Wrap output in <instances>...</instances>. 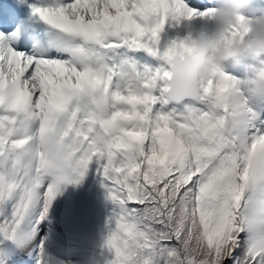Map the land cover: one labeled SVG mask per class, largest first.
Here are the masks:
<instances>
[{
    "label": "snow or ice",
    "instance_id": "1",
    "mask_svg": "<svg viewBox=\"0 0 264 264\" xmlns=\"http://www.w3.org/2000/svg\"><path fill=\"white\" fill-rule=\"evenodd\" d=\"M15 7L14 23L0 25V237L35 236L60 186L95 165L114 205L109 264H264V120L250 79L219 71L168 96L171 60L191 37L178 30L214 7ZM39 249L37 264H47Z\"/></svg>",
    "mask_w": 264,
    "mask_h": 264
},
{
    "label": "rangeland",
    "instance_id": "2",
    "mask_svg": "<svg viewBox=\"0 0 264 264\" xmlns=\"http://www.w3.org/2000/svg\"><path fill=\"white\" fill-rule=\"evenodd\" d=\"M262 12L264 0H260L253 11H247V15L259 16ZM211 28L212 24H208V31ZM244 62L248 71H240L231 64L223 71L241 81L251 79L255 75L253 68L259 65L251 59ZM249 101L251 108L264 120V98ZM106 196L95 165H90L79 183L60 186L46 220L35 234L41 240L32 241L35 236L20 243L5 240V244L0 246V264H26L33 258L34 264H37L41 243L47 264H109L103 256L107 249L104 242L107 237L106 224L114 205ZM46 223H54L52 226L58 229V239L51 241L48 233L40 230Z\"/></svg>",
    "mask_w": 264,
    "mask_h": 264
},
{
    "label": "clouds",
    "instance_id": "3",
    "mask_svg": "<svg viewBox=\"0 0 264 264\" xmlns=\"http://www.w3.org/2000/svg\"><path fill=\"white\" fill-rule=\"evenodd\" d=\"M251 0H217L209 18L210 33L187 38L170 63L168 96L175 99L245 60H264V12L248 16ZM235 33V34H233ZM249 100L264 98V76L255 74L247 86Z\"/></svg>",
    "mask_w": 264,
    "mask_h": 264
},
{
    "label": "bare ground",
    "instance_id": "4",
    "mask_svg": "<svg viewBox=\"0 0 264 264\" xmlns=\"http://www.w3.org/2000/svg\"><path fill=\"white\" fill-rule=\"evenodd\" d=\"M191 36L196 37V36H199V35H196V36L191 35ZM246 70H247V68H246ZM52 224H54V223H46V225L41 226V229H40L41 231H44V232L46 231L48 233L49 240H51V241H52L53 238L54 239H58V229H57V227L55 225L52 226ZM39 240H41V238H39L38 236H35L32 239V241H36V242H38Z\"/></svg>",
    "mask_w": 264,
    "mask_h": 264
},
{
    "label": "trees",
    "instance_id": "5",
    "mask_svg": "<svg viewBox=\"0 0 264 264\" xmlns=\"http://www.w3.org/2000/svg\"><path fill=\"white\" fill-rule=\"evenodd\" d=\"M103 256L109 261L112 259V254L106 249Z\"/></svg>",
    "mask_w": 264,
    "mask_h": 264
}]
</instances>
